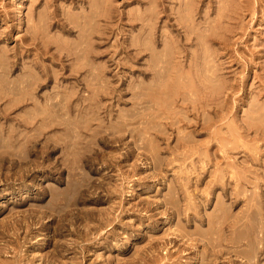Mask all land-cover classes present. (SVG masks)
<instances>
[{
    "label": "rangeland",
    "instance_id": "obj_1",
    "mask_svg": "<svg viewBox=\"0 0 264 264\" xmlns=\"http://www.w3.org/2000/svg\"><path fill=\"white\" fill-rule=\"evenodd\" d=\"M0 264H264V0H0Z\"/></svg>",
    "mask_w": 264,
    "mask_h": 264
},
{
    "label": "bare ground",
    "instance_id": "obj_2",
    "mask_svg": "<svg viewBox=\"0 0 264 264\" xmlns=\"http://www.w3.org/2000/svg\"><path fill=\"white\" fill-rule=\"evenodd\" d=\"M101 5H102V4H101ZM107 5H108V4H107ZM104 6H105V3H104ZM107 7H108V6H107ZM107 7H103V10H105L106 12H107ZM110 8H111V7H110ZM111 11H112V10H111ZM100 12H101V11H100ZM182 13H183V12H182ZM112 14H113V13H112ZM111 16H112V15H111ZM113 16H114V15H113ZM107 18H108V17H107ZM111 18H112V17H111ZM115 18H116V16H115ZM108 19H109V18H108ZM112 19H114V18H112ZM109 20H110V19H109ZM119 20H120V19H119ZM179 20H180V19H179ZM177 21H178V18H177ZM106 23H107V22H106ZM108 23H109V22H108ZM178 23H179L180 27H181V26H185V23L183 24V23H181L180 21H178ZM178 23H177V24H178ZM186 23H187V22H186ZM108 26H109V25H108ZM108 26H107V27H108ZM145 26H146V25H145ZM143 27H144V26L142 25V28H143ZM103 28H104V27H103ZM103 28L100 29V31H102ZM142 28H141V29H142ZM184 28H185V27H184ZM184 28H183V29H184ZM146 29H147V28H146ZM103 31H104V30H103ZM110 31H111V29H110V30L107 29V31H105L104 33L102 32V33H103V35L106 36V35L108 34V32L111 34ZM144 31H145V30H144ZM149 31H150V30H149ZM142 32H143V31H142ZM145 32H146V31H145ZM143 34H144V32H143ZM186 35H188V34H186ZM99 36H100V35H99ZM95 37H96V36H95ZM105 39H106L105 37L97 38V40H101L102 42H104L103 40H105ZM188 39H189V38H188ZM97 40H96V41H97ZM106 40H107V39H106ZM139 40H140V39H139ZM134 41H135V40H134ZM140 41H141V40H140ZM102 42H101V43H102ZM136 42H137V41H136ZM98 43H99V42H98ZM138 43H139V42H138ZM102 44H103V43H102ZM132 44H133V45H131L130 47L135 46V45H134L135 43H132ZM141 44H142V43H141ZM97 45H98V44H97ZM134 48H135V47H134ZM136 48H137L136 50L134 49V50H135L134 52H135L136 54H140L141 52L146 51V49H145L143 46H138V47H136ZM124 49H125V48H122V50H124ZM85 51H86V50H85ZM90 54H91L90 56H92L95 60L98 59V57H100L98 54H95V53H90ZM145 54H146V53H145ZM85 55H86V54H85ZM133 55H134V54H133ZM86 56H87V55H86ZM139 56H140V55H139ZM144 56H145V55H144ZM141 57H142V56H141ZM142 58H144V57H142ZM142 58H141V59H142ZM99 59H100V58H99ZM101 60H102V59H101ZM107 61H109V60H107ZM82 65H83V64H82ZM106 65H107V64L104 62L105 70H107V68H110V67H109L110 64H109L108 66H106ZM78 66H79V65H78ZM93 66H94V65H93ZM80 67H82V70L85 71V73H90V74H92V73H95V72H96V71L94 70V68H92V67H89V68L87 67V68H88L87 70L84 69V68H85L84 66H80ZM75 68H76V66H75ZM101 68H102V67H101ZM2 69H3V68H2ZM72 69H73V68H72ZM72 69H71V70H72ZM82 70H81V71H82ZM103 70H104V68H103ZM108 70H109V69H108ZM76 71H77V70H76ZM149 71H150V70H149ZM152 71H153V68H152ZM79 72H80V71H79ZM79 72H77V73H79ZM147 72H148V71H147ZM70 73H74V71H73V72H70ZM75 73H76V72H75ZM77 73H76V74H77ZM82 73H83V72H82ZM98 73H99V72H98ZM98 73H97V74H98ZM155 73H156V72H155ZM100 74H103V73H100ZM145 74H146V73H145ZM77 75H78V74H77ZM103 75H104V74H103ZM147 75H148V74H147ZM79 76H81V74H79ZM148 76H150V75H148ZM154 76H155V75H154ZM146 77H147V76H146ZM75 78H76V77H75ZM80 82H81V81H80ZM86 82H87V81H86ZM77 84H78V83H77ZM83 84H84V83H83ZM83 84H82V86H83ZM84 85H85V84H84ZM105 85H106V84H105ZM86 86H87L86 91H87L88 93H91V96H93L92 93H93L94 91L92 90V87L89 85V83H88V85H86ZM86 86H85V87H86ZM105 88H106V87H105ZM83 90H84V89H83ZM107 91H108V90H107ZM108 92H109V91H108ZM94 93H95V92H94ZM95 94H96V93H95ZM89 95H90V94H89ZM89 95H88V96H89ZM32 96H33V95H32ZM95 96H96V95H95ZM77 97H78V96H77ZM81 97H82V96H81ZM89 97H90V96H89ZM86 98H87V97H86ZM86 98H85V99H86ZM87 99H88V98H87ZM87 99H86V101H87ZM16 100H17V99H16ZM63 100H65V99H63ZM70 101H71V100H70ZM84 101H85V100H84ZM93 101H94V100H93ZM13 102H14V101H13ZM20 102H21V101H20ZM63 102H64V101H63ZM66 102H67V101H66ZM71 102H72V101H71ZM78 102H80V100H79ZM81 102H82V101H81ZM81 102H80V103H81ZM89 102H91V101H89ZM80 103H79V105H80ZM36 104H37V103H36ZM70 104H71V103H70ZM90 104H91V103H90ZM71 105H72V104H71ZM71 105H68V106L71 108ZM81 105H82V104H81ZM87 105H88V104H86V107L88 108V106H91L92 104H91V105H88V106H87ZM66 106H67V105H66ZM73 107H74V106H73ZM86 107H85V108H86ZM105 107H106V106H105ZM85 108H83V109L85 110ZM52 109H54V108H52ZM71 109H72V108H71ZM78 109H79V108H78ZM80 109H81V108H80ZM75 110H76V109H74V111H75ZM84 110H83V111H84ZM48 111H49V110H48ZM78 111H80V110H78ZM81 111H82V110H81ZM77 113H78V112H77ZM80 113H81V112H80ZM80 113H79V114H80ZM82 113H83V112H82ZM84 113H85V112H84ZM97 113H98V111H97ZM52 114H53V113H52ZM67 114H69V113H67ZM91 114H92V113H91ZM5 115H6V114H5ZM53 115H54V114H53ZM75 115H76V114H75ZM6 116H7V115H6ZM61 116H64V115H61ZM47 117H48V116H47ZM87 117H88V116H87ZM106 118H107V117H106ZM42 119H43V118H42ZM48 119H49V117H48ZM63 120H64V119H63ZM97 121H98V119H97ZM59 122H60V121H59ZM100 122H101V121H100ZM102 122H103V121H102ZM62 123H63V122H62ZM40 124H41V123H40ZM50 124H51V123H50ZM103 124H104V123H103ZM103 124H102V125H103ZM67 125H68V124H67ZM97 126H98V125H97ZM94 127H95V126H94ZM94 127H93V128H94ZM98 127H99V126H98ZM104 127H105V126H104ZM49 129H50V128H49ZM67 129H68V128L65 127V128H64V131H66ZM62 130H63V129H62ZM125 130H126V129H125ZM67 131H68V130H67ZM78 131H79V129H78ZM45 138H46V137H45ZM92 138H93V137H92ZM116 138H117V137H116ZM48 139H49V138H48ZM50 140H51V139H50ZM106 140H107V139H106ZM66 141H67V140H66ZM46 142H47V145H48V146H47V147H48V151H50L49 148H50V147L52 148L54 145L52 146V142H51V144H50V143H48L49 141H47V140H46ZM64 142H65V141H64ZM71 142H72V141H71ZM71 142H70V141H68L67 143L65 142V147H66V148L69 147L70 144H71ZM74 143H75V142H74ZM84 143H85V142H84ZM86 143H87V142H86ZM45 144H46V143H45ZM59 144H60V143H59ZM71 145H72V144H71ZM76 145H77V144H76ZM45 146H46V145H45ZM61 146H63V145H61ZM73 146H75V145H73ZM65 147H64V149H66ZM71 147H72V146H71ZM71 147H70V148H71ZM53 148H55V147H53ZM61 148H62V147H61ZM88 148H89V147H88ZM61 150H63V148H62ZM86 150H88V149H86ZM89 150H90V149H89ZM65 151H66V150H65ZM65 151H64V152H65ZM69 151H70V149H69ZM81 151H82V150H81ZM45 152H46V151H45ZM66 152H68V151H66ZM66 152H65V153H66ZM70 152H71V151H70ZM87 152H88V151H87ZM65 153H63V154H65ZM80 154H81V153H80ZM83 154H84V153H83ZM93 155H94V154H93ZM45 156H46V155H45ZM77 156L79 157V155H77ZM81 156H82V155H81ZM78 157L76 158V156H75V158L79 160ZM73 158H74V156H73ZM73 158H72V159H73ZM82 158H83V157H81V159H82ZM87 158H88V156H87ZM89 158H90V157H89ZM64 159H66V158L64 157ZM70 159H71V158H70ZM70 159H69V160H70ZM72 159H71V160H72ZM81 159H80V161H81ZM83 159H86V158H83ZM71 160H70V161H71ZM73 160H74V159H73ZM87 160H88V159H87ZM70 161H69V162H70ZM75 161H76V160H75ZM80 161H79V163H80ZM71 162H72V161H71ZM77 162H78V161H76V163H77ZM83 162H84V161H83ZM89 162H90V161H89ZM76 163H75V164H76ZM58 164H59V163H58ZM90 164H91V163H90ZM87 165H88V164H87ZM71 166H72V165H71ZM59 167H60V166H59ZM72 168H73V167H72ZM77 169H78V168H77ZM248 221H249V219H248ZM248 221H247V222H248ZM247 222H246V223H247ZM249 224H250V223H249ZM245 225H246V224H245ZM250 225H251V224H250ZM68 252H69V251H68Z\"/></svg>",
    "mask_w": 264,
    "mask_h": 264
}]
</instances>
